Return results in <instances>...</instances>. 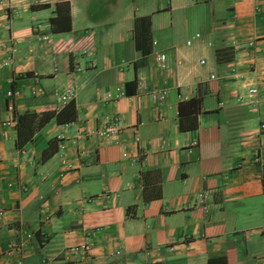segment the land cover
Listing matches in <instances>:
<instances>
[{"label": "crops", "instance_id": "0c3cea01", "mask_svg": "<svg viewBox=\"0 0 264 264\" xmlns=\"http://www.w3.org/2000/svg\"><path fill=\"white\" fill-rule=\"evenodd\" d=\"M7 59L0 264H264V104L235 101L264 95V0H0ZM68 88L75 119L17 148V116Z\"/></svg>", "mask_w": 264, "mask_h": 264}, {"label": "built area", "instance_id": "2783aa9c", "mask_svg": "<svg viewBox=\"0 0 264 264\" xmlns=\"http://www.w3.org/2000/svg\"><path fill=\"white\" fill-rule=\"evenodd\" d=\"M255 11L258 12L259 9L255 8ZM197 37H198V35L194 36V38H197ZM186 44L188 45L189 42H186ZM248 45L252 46L253 44L249 43ZM155 60L159 63V67L162 68L164 56L158 55ZM9 61H10V59H7L6 61H4L3 63L0 64V67L8 66ZM81 70H82V68L79 66V64H74V66H73V72L74 73H78ZM210 78L212 79L213 77L210 76ZM19 95H20V91L18 89H11L8 92H6L5 97L7 100L11 101L12 99L17 98ZM123 95H124L123 92L119 88H115L113 95L109 96V98L115 100V99L122 97ZM53 96L56 99V101L59 102L60 104H62V106H63L64 104H66L68 101L71 100V97L73 96V90L71 88L61 90V91L60 90H54ZM235 101H236V103H238L240 105L256 107L258 105L264 104V95L259 94L258 90L255 87L246 88L245 89V98L242 99L239 96L235 99ZM8 109L11 110V107L9 106ZM261 128H263V125H261ZM118 129L119 128H118L116 118H111L107 121V126H101L99 129L95 130L94 135L99 137V138L110 140L111 138H113L117 134ZM135 141H136V138H135ZM253 162H258V157H255L253 159ZM22 191H25V189H23ZM25 238L29 239L30 234H26ZM22 247H23V245L20 241L15 242L10 246L11 250H13L19 254L22 250ZM72 251L74 253H76V252L79 253L81 259H83V260H86L89 257V255H88L89 248H88V245L86 243H82V244L78 245L77 247L73 248ZM16 264H22L21 260L18 259Z\"/></svg>", "mask_w": 264, "mask_h": 264}, {"label": "trees", "instance_id": "16d2710c", "mask_svg": "<svg viewBox=\"0 0 264 264\" xmlns=\"http://www.w3.org/2000/svg\"><path fill=\"white\" fill-rule=\"evenodd\" d=\"M52 21L53 20H51V22ZM63 28L65 29V27H60V29ZM75 115V108L72 100L68 101L56 112H45L40 115L34 113H23L18 115L15 124V146L21 148L25 145L30 141L33 134L47 123L49 119L54 118L55 124L62 125L72 122L75 119ZM57 142L58 140L56 139L48 141L47 146L41 151V161L47 160L57 151Z\"/></svg>", "mask_w": 264, "mask_h": 264}]
</instances>
